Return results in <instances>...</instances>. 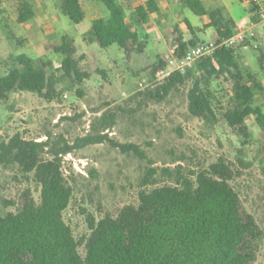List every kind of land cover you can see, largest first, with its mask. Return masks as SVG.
<instances>
[{"label":"rangeland","instance_id":"rangeland-1","mask_svg":"<svg viewBox=\"0 0 264 264\" xmlns=\"http://www.w3.org/2000/svg\"><path fill=\"white\" fill-rule=\"evenodd\" d=\"M26 1L0 0V78L14 67V59L21 54L51 61L55 69L60 68L63 56L46 50V46L58 47L63 36L72 37L79 28L86 31V24L75 25L63 15L62 0H31L35 17L21 24L19 11ZM96 4L102 7L98 0ZM217 8L236 21L247 17L245 5L238 0H223ZM185 18L188 24H200V17L188 9ZM180 23L185 29L186 24ZM172 28L175 34L180 32L178 24ZM86 40V44L76 45L81 70L88 75L82 83L60 80L53 101L34 93L16 92L0 102V141L20 136L47 142L49 137L51 144L64 140L73 145L79 138L102 133L117 144L137 147L138 151L123 152L106 142L63 157L62 170L73 188L64 218L75 238L84 241L91 233L90 223L106 215L117 216L127 206H137L143 191L174 185L181 178L195 180L193 174L224 161L233 172L231 186L262 232L256 264H264V130L256 117H250L246 120V138L225 122L223 114L234 96L231 78L213 77L207 81L196 63L183 74H191L185 84L164 99L155 100L149 94L168 78L157 76L166 67L165 56L156 61L149 60L148 55L135 56L130 63L117 46L109 48L113 53L101 55L93 40ZM199 44L201 41H195L188 47ZM249 44L247 39L234 51L237 54ZM246 53V65L241 58L238 65L246 78L254 77L262 86L263 91L255 92V106L264 113V47ZM170 55L181 56V49H172ZM196 81L208 95L217 122L208 123L190 113L188 96ZM104 115L113 116L108 130L99 121ZM28 189L39 202L40 189L32 176L0 167L3 214L15 213ZM80 252L84 256L83 248Z\"/></svg>","mask_w":264,"mask_h":264},{"label":"trees","instance_id":"trees-1","mask_svg":"<svg viewBox=\"0 0 264 264\" xmlns=\"http://www.w3.org/2000/svg\"><path fill=\"white\" fill-rule=\"evenodd\" d=\"M98 1L107 11L106 18L92 24L99 49L117 46L128 60L132 55H143L146 43L138 29L147 25L157 11L155 2L139 5L128 15L120 0ZM182 2L194 15L210 19L218 41L235 34L236 25L220 10H208L201 0ZM249 5L250 19L257 22L258 7L251 1ZM62 13L75 25L85 20L81 0H62ZM34 17L31 0L24 2L18 22L26 24ZM188 45L192 43L179 45L181 55L190 48ZM46 49L63 56L60 68L26 54L17 56L14 67L0 78V102L16 92L34 93L53 101L60 80L82 83L88 78L69 36H63L58 47L47 45ZM198 63L197 70L207 81L229 77L234 82V96L223 114L228 126L248 138L246 120L256 117L264 130V113L255 106V92L263 88L254 77L246 78L242 73L236 52L219 48ZM190 75L174 73L149 95L162 100L185 84ZM188 99L194 117L217 122L199 81L194 83ZM112 117L99 119L103 129L112 127ZM106 142L123 152L138 151L136 146L117 144L102 133L79 138L73 145L64 140L51 144L49 137L47 142L20 136L0 141V167L32 176L40 189L39 202L28 189L15 213L0 211V264H256L262 232L231 186L233 172L224 161L193 174L195 180L181 178L174 185L143 191L137 206H127L117 216L106 215L90 223L89 237L77 240L64 218L73 188L62 170L63 157Z\"/></svg>","mask_w":264,"mask_h":264},{"label":"crops","instance_id":"crops-1","mask_svg":"<svg viewBox=\"0 0 264 264\" xmlns=\"http://www.w3.org/2000/svg\"><path fill=\"white\" fill-rule=\"evenodd\" d=\"M149 1L155 2L157 11L151 16V20L147 25L138 29L142 40L146 43V49L143 55H148L149 60L156 61L163 56H165L167 59V57L171 56V50L176 49L177 47H179L180 44H190L195 41H201V44H203L211 41H216V39H218L216 30L213 26L210 25L211 21L207 16L200 17V24L198 25L193 26L191 24L186 23L187 19L185 18V11L188 8L185 7L182 0H120L126 10H128V8H130V10L134 9L135 7L139 5H144ZM201 1L204 3L205 7L208 10H220L219 8H217V6L221 2H223V0ZM238 1L245 5L247 12V17L242 18L240 21H236L231 17L225 16L220 10L223 17L225 19L231 20L236 25V28L242 27L251 20L249 16L250 1H257L258 4H264V0ZM81 5L85 13V20L80 25L86 24V31L83 32L81 31V28H79L75 30L72 37L70 38L74 41L75 47L77 43L86 44V39L90 38L91 40H93L95 47L99 49V47L95 43L94 36L92 34V24L97 19L106 18L107 11L103 5L102 7H97L96 0H87L86 7L83 5V0H81ZM180 21L186 24L185 29L182 28L183 26L181 25ZM176 24H178L180 30L178 34H175L174 28H172ZM254 32L255 38L250 39L249 46L241 47L239 49V52L236 54L237 60L238 58H241L245 65L248 61V54L246 53V51H249V49H255L259 51L261 47H264V22L258 23L254 29ZM204 37H211L212 39L206 41ZM99 51L101 52V55L113 53L110 52L109 49H99ZM143 55H132L131 58L128 60L125 54L124 60L130 61V63H132L135 59V56L141 58ZM261 56L264 58L263 55Z\"/></svg>","mask_w":264,"mask_h":264},{"label":"built area","instance_id":"built-area-1","mask_svg":"<svg viewBox=\"0 0 264 264\" xmlns=\"http://www.w3.org/2000/svg\"><path fill=\"white\" fill-rule=\"evenodd\" d=\"M254 3L258 7L256 13L258 18L257 22L250 20L242 27L236 28L235 34L231 38L203 43L188 48L181 56L167 57L166 67L159 70L157 76L165 75V77H169L174 73L185 74L201 59L212 56L217 49L226 48L235 50L236 48L242 46L247 39L255 38V27L258 23L264 22V4H258L257 1Z\"/></svg>","mask_w":264,"mask_h":264}]
</instances>
